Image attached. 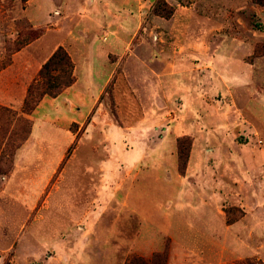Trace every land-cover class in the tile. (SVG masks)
Returning a JSON list of instances; mask_svg holds the SVG:
<instances>
[{
  "label": "rangeland",
  "instance_id": "obj_1",
  "mask_svg": "<svg viewBox=\"0 0 264 264\" xmlns=\"http://www.w3.org/2000/svg\"><path fill=\"white\" fill-rule=\"evenodd\" d=\"M82 2L0 0V264H264V7ZM59 46L77 81L27 114Z\"/></svg>",
  "mask_w": 264,
  "mask_h": 264
},
{
  "label": "trees",
  "instance_id": "obj_2",
  "mask_svg": "<svg viewBox=\"0 0 264 264\" xmlns=\"http://www.w3.org/2000/svg\"><path fill=\"white\" fill-rule=\"evenodd\" d=\"M252 1L264 7V0ZM161 4L166 5L164 2H157L154 7L155 12L161 16L168 17L172 11L170 9L164 10ZM73 71L74 63L69 53L62 46H59L42 64L36 77L29 84L26 97L23 101L22 111L30 114L44 96L56 97L71 86L76 80ZM0 111L9 114V118L13 117V113L10 110L0 107ZM179 155L180 159L184 160L186 153L180 149ZM166 259V253L162 251L153 253L150 258L132 256L124 264H166Z\"/></svg>",
  "mask_w": 264,
  "mask_h": 264
},
{
  "label": "crops",
  "instance_id": "obj_3",
  "mask_svg": "<svg viewBox=\"0 0 264 264\" xmlns=\"http://www.w3.org/2000/svg\"><path fill=\"white\" fill-rule=\"evenodd\" d=\"M80 1L81 2L83 1L79 6L80 9L83 10V13H84V11H86V13L84 14L85 16H87L86 23L91 25V26H94L95 24H97L100 21V18L109 19L115 15L113 10L115 8H117L116 3L118 0H80ZM92 33L95 35L96 31H93ZM96 40H97V38H96ZM83 41H84V39H83ZM84 42H86V41H84ZM84 42L82 43V39L80 40V43L83 46H85V50H87L88 48H90L91 45L93 46L95 39L92 38L91 40H88L87 43H84ZM89 43H90V46H89ZM111 43H113L112 40H111ZM114 44H115V41H114ZM93 48H95V46H93ZM76 71H77V65H74V71L73 72H74V76L76 78L75 82L77 81ZM68 88H66V89H68ZM2 100H4V99H2ZM17 161H18V159H17ZM17 161H16V166L18 165Z\"/></svg>",
  "mask_w": 264,
  "mask_h": 264
}]
</instances>
